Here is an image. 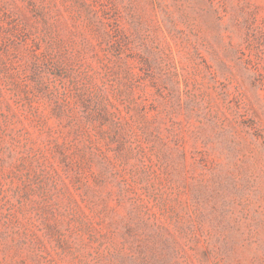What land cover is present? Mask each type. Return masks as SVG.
I'll use <instances>...</instances> for the list:
<instances>
[{
  "label": "rangeland",
  "instance_id": "1",
  "mask_svg": "<svg viewBox=\"0 0 264 264\" xmlns=\"http://www.w3.org/2000/svg\"><path fill=\"white\" fill-rule=\"evenodd\" d=\"M0 264H264V0H0Z\"/></svg>",
  "mask_w": 264,
  "mask_h": 264
}]
</instances>
